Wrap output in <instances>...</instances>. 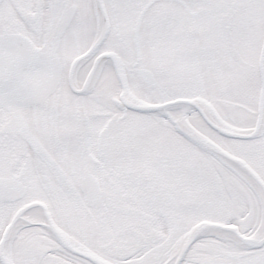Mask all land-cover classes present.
Instances as JSON below:
<instances>
[{
    "label": "snow or ice",
    "instance_id": "6c2138e0",
    "mask_svg": "<svg viewBox=\"0 0 264 264\" xmlns=\"http://www.w3.org/2000/svg\"><path fill=\"white\" fill-rule=\"evenodd\" d=\"M0 264H264V0H0Z\"/></svg>",
    "mask_w": 264,
    "mask_h": 264
}]
</instances>
